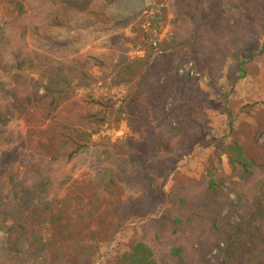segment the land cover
Here are the masks:
<instances>
[{
  "label": "trees",
  "instance_id": "1",
  "mask_svg": "<svg viewBox=\"0 0 264 264\" xmlns=\"http://www.w3.org/2000/svg\"><path fill=\"white\" fill-rule=\"evenodd\" d=\"M7 2L0 71L12 86L0 82V264H93L138 221L128 250L109 264H264V122L249 134L235 130L230 105L264 57V0H173L159 50L143 28L145 0ZM90 29L114 48L110 61L81 55L83 37L72 33ZM190 63L200 76L185 69ZM94 66H112L125 88L116 112L112 100L79 95L96 82ZM202 78L223 97L228 124L194 180L179 166L209 130ZM123 115L125 139L93 140ZM254 120H264V109ZM19 122L25 130L11 128ZM224 157L230 177L220 171ZM76 165L84 169L77 179Z\"/></svg>",
  "mask_w": 264,
  "mask_h": 264
},
{
  "label": "rangeland",
  "instance_id": "2",
  "mask_svg": "<svg viewBox=\"0 0 264 264\" xmlns=\"http://www.w3.org/2000/svg\"><path fill=\"white\" fill-rule=\"evenodd\" d=\"M173 4V0H145V11L142 15V19L144 20L143 28L151 36V42L154 43L156 50H159L160 42L167 37L171 30V21L173 19L171 10ZM10 8L11 6L7 0H0V26L5 21L11 19ZM165 13H167V16H165ZM94 31L90 29L92 33L83 31L73 32L72 36L82 35V42L85 44L81 52L83 58L92 55L107 60L114 48L110 45L106 37H101L102 35L99 32ZM130 33V29L125 31L127 36H130ZM100 37L102 39H99ZM28 42L32 47L37 45L36 40L31 35L28 36ZM128 55L134 58L142 56V53L138 52V50H131ZM107 61H110V58ZM114 64H118V59L115 60ZM255 64L249 66L246 77L236 85V92L230 95V105L232 106L233 114H239L237 120L234 122L235 130L242 129L246 134H249L251 129L259 121L264 122V120H254V116L256 114L259 116L264 109V57L258 59ZM185 69L190 70L196 77L200 76L198 68L193 63L188 64ZM91 74L95 77L96 82L91 84L88 89L79 91V95L84 96L88 94L94 96L96 99L112 100L116 102V112L122 105L125 97V88L118 84L117 72L113 70L112 66L104 69L94 66L91 69ZM182 74L179 72V75ZM33 76L37 78V76ZM0 82L5 83L7 87L12 86L10 76L5 75L1 71ZM200 83L210 98L209 130L207 136L204 138V145L198 146L193 156L179 166L182 174L194 180H200L203 176L204 165L214 155L218 140L225 137L228 124L226 116L221 114L224 111L223 97L221 94L211 90L205 79L202 78ZM218 84L227 87L226 80H220ZM112 119H115V115L112 116ZM11 128L15 131L25 130L22 122L13 124ZM129 134L130 129L126 116L123 115V119L117 127L105 126L98 134L93 136V140L98 141L101 138H107L115 143L125 139ZM229 140L230 138H226L224 142H228ZM261 141H264V133L261 136ZM222 162L220 167L221 173L230 177L231 170L227 159L224 157ZM74 167L72 169L74 177L76 179L80 178L84 169H79V165ZM231 199H234L233 195ZM141 223L139 221L131 223L112 242L104 245L99 250L93 264L112 263L118 256L125 253L128 250V245L133 234Z\"/></svg>",
  "mask_w": 264,
  "mask_h": 264
},
{
  "label": "built area",
  "instance_id": "3",
  "mask_svg": "<svg viewBox=\"0 0 264 264\" xmlns=\"http://www.w3.org/2000/svg\"><path fill=\"white\" fill-rule=\"evenodd\" d=\"M183 73V71H180V74H182Z\"/></svg>",
  "mask_w": 264,
  "mask_h": 264
}]
</instances>
